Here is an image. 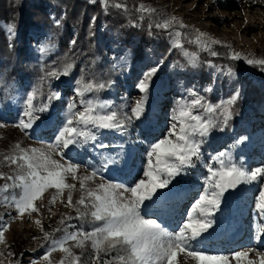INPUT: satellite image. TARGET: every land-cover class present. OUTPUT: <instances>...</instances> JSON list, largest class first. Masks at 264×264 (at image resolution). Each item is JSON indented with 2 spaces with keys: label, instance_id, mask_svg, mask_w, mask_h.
Returning a JSON list of instances; mask_svg holds the SVG:
<instances>
[{
  "label": "rangeland",
  "instance_id": "374dc122",
  "mask_svg": "<svg viewBox=\"0 0 264 264\" xmlns=\"http://www.w3.org/2000/svg\"><path fill=\"white\" fill-rule=\"evenodd\" d=\"M21 1L0 0V46H12L15 36L22 32L28 46L27 51L31 55L32 67H43L47 59L58 58L60 54L59 66H62V56L67 45L65 39L68 38L71 45L78 40L80 29L77 24H66L62 21L68 12L56 1H45L49 21L31 15V10L22 12ZM126 1L119 0L126 5L125 10L134 9ZM133 1L136 2L135 15L131 13L133 20H129L126 27L116 25L111 19L107 11L112 4L111 0L107 8L102 0L85 1L90 6H100L102 13L97 26L98 18L94 10L79 13L81 22L85 23L82 21L85 18L93 30L97 27L98 32L89 33L91 40L96 38V42L86 46L90 54L81 64L87 73L100 71L97 74L100 82L95 83H104L106 87L104 90L87 94L84 98L108 102L112 106L111 110L130 114V108L143 96L136 86L138 81L148 69L158 67L147 94L145 117L134 121L124 133L101 130L95 143L102 142L108 145L107 148L100 149L95 147V143H89L67 150L64 159L80 164L83 173L85 169L91 171L92 166H100L101 153L114 156L122 151L124 159L128 160L127 166L121 161V170L105 171L104 179L131 186L134 180L139 178L138 170L144 166L146 149L167 132L170 118L181 103H190L191 100L202 97L204 101L217 104L239 92L228 126L223 130L214 129L205 138L196 166L176 177L169 188L158 190V195L161 192L165 195L149 210L141 209V214L146 218L156 219L168 231L174 232L186 220L191 207L207 187V166H218L215 158L219 153H228L233 162L249 170L264 166V78L258 76L254 66L249 65L243 58H264V0ZM24 2L28 6L43 0ZM141 3L157 9V13L153 15L159 16L160 20L175 15L189 27L169 29L172 31L168 33L163 29L158 34L150 32V41H143L140 35L127 36L124 34L126 28L139 27V22L143 23L150 17L138 10ZM30 19L38 21V25L27 26ZM9 26L14 27V34L10 35L7 31ZM194 29H199L221 42L211 45V51L223 47L229 56H232L233 52L242 54V58L235 61L246 68L236 70L220 64L215 60L217 55L213 56L211 52V60L203 58L201 53L205 50L190 49L183 42V38L182 49L174 46L175 31L185 33L190 40L195 35ZM163 43L165 49L161 48ZM45 48L46 52L41 51ZM185 52L195 54V61L186 56ZM2 61L4 56H1L0 63ZM106 64L110 66L109 78H106L105 72L102 71ZM44 81L31 78L9 79L0 69V125H4L0 127V152L8 153L17 142L22 147H42L51 143L57 122L63 118L67 103L76 97L80 82L86 80L80 75L74 77L68 74ZM33 88L42 90L41 100L46 99L50 91L58 92L60 98L52 102L48 113L41 114L39 126L26 134L14 125L18 123V117L22 113L25 97ZM76 98L78 101L79 97ZM49 122L52 124L49 129L42 127ZM0 171L10 173L12 168L4 165L0 167ZM5 182L0 179V185ZM77 186L79 187L78 182ZM262 187L264 183L257 180L226 192L221 210L216 213L215 225L208 233L192 242L193 248L209 254H231L251 249L264 251V238H255L256 229L264 226V217L257 215L254 208ZM54 193L55 190H49L44 198L37 202L40 214H25L20 217L14 207L0 205V225L10 223L9 230L4 233L5 243L0 244V264H31L33 260H41L49 247V243L43 239V232L53 233L55 239H60L65 234V228L66 231L72 232L82 225L84 231L92 230L90 221L75 218L73 208L65 206L67 193L64 196L65 203L57 199L54 205L50 204ZM78 195L74 194V201ZM68 216L74 218L67 220ZM62 218L66 219L65 226L60 225ZM37 220L41 221L43 232L41 226L36 223ZM58 227L62 228V231L55 232ZM74 252L81 256L80 264H97L90 244L84 250L74 248ZM115 256V252L102 254L99 264H117L113 261ZM249 258L258 259L251 252ZM51 259L53 264H62L64 253L57 251L52 254ZM180 259L183 260V256ZM41 264L47 262L41 260ZM189 264L194 262L189 261ZM232 264H237L235 259ZM240 264H243V261Z\"/></svg>",
  "mask_w": 264,
  "mask_h": 264
},
{
  "label": "snow or ice",
  "instance_id": "6c2138e0",
  "mask_svg": "<svg viewBox=\"0 0 264 264\" xmlns=\"http://www.w3.org/2000/svg\"><path fill=\"white\" fill-rule=\"evenodd\" d=\"M102 3L107 8L110 0H102ZM112 6L126 8L125 4L116 2ZM138 10L149 16L157 13V9L143 3ZM143 18L142 15L141 19ZM154 26L163 30L189 27L175 15L159 20ZM7 31L10 35L14 34V27L9 26ZM194 32L189 43L210 51L213 56L217 55L215 51H211V45L221 42L199 29H194ZM174 34V46L182 49V37L185 34L180 31H175ZM41 51L46 52L47 49ZM184 54L195 61V54ZM241 58L242 54L232 53L231 59ZM243 58L249 65L259 66L264 70V58ZM72 67L71 63H66L62 69H54L46 76L58 79L62 75H68ZM157 71L158 67H152L143 73L136 85L143 96L130 108V114L111 110L112 106L108 102L85 99L87 94L98 92L106 85L81 81V86L76 90L79 100L73 97L67 103L63 118L57 122L51 143L42 147H22L17 142L8 153L0 152V167L7 165L12 168L10 173L0 171V179L6 181L0 185V205L14 207L20 217L25 214H40L37 202L49 190H55L50 204L54 205L57 199L65 203L64 196L67 193L65 206L73 208L75 218L88 220L93 225L91 231H84L82 225L72 232L65 228L63 237L55 239L53 233L43 232L41 221L37 220L43 239L49 243L41 257L47 264H53L51 257L57 251L64 253L62 264H80L81 256L74 252V248L84 250L89 244L97 264L102 254L112 252L116 253L113 261L117 264H189V261L194 264H232L233 259L237 264L241 261L243 264H264V251L251 249L231 254H209L196 250L192 244L215 225L216 213L221 210L226 192L257 180L264 183V166L249 170L233 162L228 153H219L215 158L218 166H207V187L191 207L186 220L174 232L168 231L156 219H149L141 214L142 208L149 210L165 195L162 192L158 195V190L169 188L176 177L196 166L205 138L214 129L223 130L228 126L239 92L217 104L204 101L202 97H197L190 103H181L170 118L167 132L146 149L144 166L138 170L139 178L131 186L104 179L105 171L121 170V161L127 166L128 160L124 159L122 151L114 156L101 153L100 166H92L91 171L85 169L83 173L80 164L64 159L67 150L97 142V134L101 130L124 133L134 121L144 118L147 94ZM41 97L43 92L40 88H33L25 97L22 113L18 117V123L14 125L21 132L27 134L29 130L38 127L41 114L51 110L52 102L58 100L60 94L50 91L46 99L41 100ZM95 147L105 149L108 145L100 142L95 143ZM75 193L79 195L74 201ZM254 208L257 215L264 217V187L256 197ZM73 218L68 216L66 219ZM66 219L62 218L60 225L65 226ZM9 228L10 223L0 225V244L5 243L4 233ZM54 231L60 232L62 228L58 227ZM255 238H264V226L256 229ZM250 252L258 259H250ZM181 256L183 260L180 259ZM41 260H33L31 264H41Z\"/></svg>",
  "mask_w": 264,
  "mask_h": 264
},
{
  "label": "trees",
  "instance_id": "16d2710c",
  "mask_svg": "<svg viewBox=\"0 0 264 264\" xmlns=\"http://www.w3.org/2000/svg\"><path fill=\"white\" fill-rule=\"evenodd\" d=\"M45 1L39 2V3H30L27 4L24 2V0L21 1V7L22 12L23 11H32L31 15L39 16L44 21H49L46 9H45ZM49 1H56V3L59 4L61 8H65L68 12L67 17L63 18L62 21L66 24L70 23H76L78 28L80 29V33L78 36V40L75 41L73 45L70 44L68 38L65 39L66 41V47L64 48L65 53L62 56L63 65L59 66V58H49L47 61L43 63V67H32L31 66V55L27 51V43L26 39L23 36V33L20 32L15 38L13 39V45L8 46L5 45L3 47L0 46V59L1 56H4V61L0 63V69L6 74V76L11 78H31V79H38L40 81L45 82L44 80L49 79L53 80L55 78H49L46 76V74L54 69H62L63 66L66 63H71L73 65L71 71L69 74L73 75L74 77H77L78 75L82 76L86 81L91 82H100L98 73L100 71H96L95 73H87L85 72V69L82 67V61L87 58L90 54V51L87 50L86 46L88 44H94L96 42V38L92 39L89 36V33H98L97 27L94 28L90 27L87 22L85 21V18L82 19L85 23L81 22V16L79 13H84L87 10H94L98 20L96 21V26L99 23V20L101 19V13L102 9L100 6L96 5H88L85 1L86 0H49ZM113 2L120 3L119 0H111V6L107 9L110 13V17L113 20V22L116 25H121L126 27L129 20H133V17H131V13L134 14L135 12V6L136 2L133 0H127L126 3H128L130 6H133L134 9L131 11H127L124 8H116L113 5ZM21 12V13H22ZM135 15V14H134ZM104 16V14H103ZM146 21L143 23L139 22V27H132L129 26L124 31V34L127 36H133V35H140L141 39L143 41L149 40L150 32L152 34H158L162 29L155 28V23L160 20L159 16L151 15L150 17H147ZM16 18L14 19V21ZM38 21L29 20L27 23V26H37ZM150 25L151 28H150ZM172 30H164V32L168 33ZM68 32H66L67 36ZM185 34V33H184ZM129 38V37H126ZM183 42L190 48L194 50L201 49L198 45L194 43H189V39L184 35ZM152 39V38H151ZM192 37L190 38V40ZM150 41V40H149ZM162 49H165V44L163 43L161 45ZM213 48L211 47V50ZM215 51V50H213ZM217 56L215 57V60L223 65H228L233 69L241 70L245 69V65L239 64L234 59H231V56H229L228 52L223 47L216 48ZM215 51V52H216ZM202 52V51H200ZM210 51H204L201 53L203 58H209ZM208 60H211L210 58ZM254 66V65H253ZM110 66L106 64V66L103 68L102 71L105 72L106 78H109L110 76ZM256 73L258 76H262L264 78V70H261V67L254 66ZM104 90V89H103Z\"/></svg>",
  "mask_w": 264,
  "mask_h": 264
},
{
  "label": "bare ground",
  "instance_id": "6f19581e",
  "mask_svg": "<svg viewBox=\"0 0 264 264\" xmlns=\"http://www.w3.org/2000/svg\"><path fill=\"white\" fill-rule=\"evenodd\" d=\"M51 123L49 122V123H46V124H44L42 127H46L47 129H49L50 127H51ZM152 212V211H151ZM153 213V212H152ZM234 234H236V233H234Z\"/></svg>",
  "mask_w": 264,
  "mask_h": 264
}]
</instances>
